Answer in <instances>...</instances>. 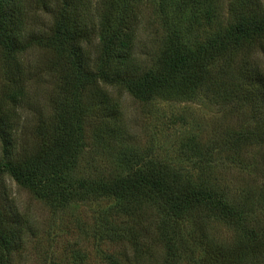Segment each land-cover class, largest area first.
I'll list each match as a JSON object with an SVG mask.
<instances>
[{
	"label": "trees",
	"instance_id": "16d2710c",
	"mask_svg": "<svg viewBox=\"0 0 264 264\" xmlns=\"http://www.w3.org/2000/svg\"><path fill=\"white\" fill-rule=\"evenodd\" d=\"M129 1L0 0V48L9 60L0 96V179L11 177L55 210L108 199L97 213L96 236L137 250L149 236L167 249L162 261L156 252L136 253L155 264H262L264 221L253 219L256 205L264 210V204L248 195L233 199L213 169L225 163L216 158L219 151L240 165L251 146L264 150V68L250 62L257 51L264 55V0H158L166 38L151 69L135 53ZM37 9L50 12L52 24L28 33ZM96 39L92 56L87 45ZM35 46L50 50L46 65L57 76L48 115L28 96L33 71L19 60ZM103 85L123 87L144 103L216 99L235 109L248 106V122L192 158L190 171L131 145L120 108ZM95 141L118 147L124 164L117 175L101 179L80 171ZM261 190L264 203V182ZM145 205L152 212L148 225L141 216ZM23 217L0 189V264H10L24 244ZM211 220L234 229L233 240H216ZM76 255L79 264H88L81 252ZM106 257L107 264H121L114 254ZM125 261L135 264L129 255Z\"/></svg>",
	"mask_w": 264,
	"mask_h": 264
},
{
	"label": "rangeland",
	"instance_id": "374dc122",
	"mask_svg": "<svg viewBox=\"0 0 264 264\" xmlns=\"http://www.w3.org/2000/svg\"><path fill=\"white\" fill-rule=\"evenodd\" d=\"M49 1L53 4L54 0ZM129 5L135 53L143 65L149 69L154 68L166 38L158 0H130ZM31 15L28 33L45 32L50 28V12L37 9ZM87 49L94 56L98 51V39L88 44ZM51 54L49 49L35 46L19 57L26 69L31 66L33 71L28 84V96L36 108L46 115L52 111L50 97L56 93L58 84L56 74L46 65ZM250 62L253 65L258 63L264 68L263 53L257 51L250 57ZM8 63L6 53L0 48V96H3ZM103 88L109 94L110 102L116 103L120 108V123H124L131 145L143 155L171 157L190 171L194 170L192 158L195 160L200 152L212 146L215 141L226 139L231 135L230 132L242 129L248 122V106L235 109L222 106L216 99L156 98L144 103L131 96L123 87L103 85ZM117 149L118 147L113 149L110 146L102 148L96 141L90 142L81 161L80 171L101 179L117 175L124 164L122 154ZM261 151L264 150L257 145L248 148L242 154L243 163L240 165L228 162L226 158L229 156L225 157L228 152H217L216 158L225 159V163L217 162L213 172L217 179L226 184L233 199L248 195L254 204H264L259 202L262 200L260 193L264 182V154ZM0 189L4 194L7 191L24 215L22 219L28 227L24 244L10 256V264H79L81 261L76 252H81L88 264H107V253L114 254L121 264H128L125 261L127 255L135 264H155L153 257H143L136 252H156L159 261L166 255L165 246L149 236L143 237V245L139 250L128 242L99 240L96 236L97 213L100 208L109 204L108 199L99 198L93 203H80L55 210L9 176L0 179ZM143 213L145 215H141L142 220L148 225L152 217L149 206L143 207ZM112 218L118 223L123 220V217ZM253 220L264 221V210L257 205ZM209 228L211 235L220 242L229 243L235 236V230L220 220H211Z\"/></svg>",
	"mask_w": 264,
	"mask_h": 264
}]
</instances>
